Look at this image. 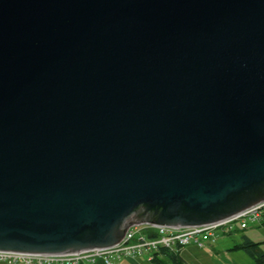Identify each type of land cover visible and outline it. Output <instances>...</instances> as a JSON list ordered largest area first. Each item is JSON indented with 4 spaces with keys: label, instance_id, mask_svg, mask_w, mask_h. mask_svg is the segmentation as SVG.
Listing matches in <instances>:
<instances>
[{
    "label": "water",
    "instance_id": "1",
    "mask_svg": "<svg viewBox=\"0 0 264 264\" xmlns=\"http://www.w3.org/2000/svg\"><path fill=\"white\" fill-rule=\"evenodd\" d=\"M259 189L264 0H0V253L215 224Z\"/></svg>",
    "mask_w": 264,
    "mask_h": 264
},
{
    "label": "built area",
    "instance_id": "2",
    "mask_svg": "<svg viewBox=\"0 0 264 264\" xmlns=\"http://www.w3.org/2000/svg\"><path fill=\"white\" fill-rule=\"evenodd\" d=\"M235 223L240 229L249 224H264V202L241 212L224 221L184 228H163L143 224L129 227L120 243L107 248L96 249L67 256H37L13 253H0V264H118L122 259H138L150 264L154 254L160 248L177 250L193 245L209 251V245L215 242L217 232L230 234L235 231ZM208 244V245H207Z\"/></svg>",
    "mask_w": 264,
    "mask_h": 264
},
{
    "label": "rangeland",
    "instance_id": "3",
    "mask_svg": "<svg viewBox=\"0 0 264 264\" xmlns=\"http://www.w3.org/2000/svg\"><path fill=\"white\" fill-rule=\"evenodd\" d=\"M235 228V231L230 234L224 235L217 232L215 242L208 246L212 252L206 253L203 249L196 247L187 250L181 248L182 257L186 264H251V258L244 251L233 249V247L241 243L242 237L246 236L252 242L259 243L264 251V226L257 227L256 224H249L246 229H240L239 223H235ZM188 246L193 245L189 244ZM123 261L122 259L118 264ZM141 262L148 264L143 260Z\"/></svg>",
    "mask_w": 264,
    "mask_h": 264
},
{
    "label": "trees",
    "instance_id": "4",
    "mask_svg": "<svg viewBox=\"0 0 264 264\" xmlns=\"http://www.w3.org/2000/svg\"><path fill=\"white\" fill-rule=\"evenodd\" d=\"M264 194L263 189H259L255 193H251L248 195H254V197L260 198ZM145 211L144 206L138 207L135 210L136 216H142ZM153 212H148L146 215L142 217L144 221H151L153 218ZM233 249H238L244 251L252 260L251 264H264V251L259 246V243L252 242L246 236L242 237V242L235 245ZM180 249L177 250H169L166 248H160L154 257L152 258L150 264H186L183 258L180 256Z\"/></svg>",
    "mask_w": 264,
    "mask_h": 264
},
{
    "label": "crops",
    "instance_id": "5",
    "mask_svg": "<svg viewBox=\"0 0 264 264\" xmlns=\"http://www.w3.org/2000/svg\"><path fill=\"white\" fill-rule=\"evenodd\" d=\"M261 226V225H260ZM262 226H264V224H262ZM135 227V226H134ZM258 227V226H257ZM192 247H195V246H186V247H184V248H186V250L187 249H191ZM188 251H190V250H188ZM204 251V250H203ZM180 256L182 257L183 255H182V253H181V249H180ZM206 253H209V252H212V251H205ZM212 254H214V253H212ZM183 258V257H182ZM124 261L123 262H121L120 264H143V262H141L140 260H138V259H130V258H125V259H123ZM184 260V259H183ZM185 261V260H184ZM96 264H100L99 262H97Z\"/></svg>",
    "mask_w": 264,
    "mask_h": 264
}]
</instances>
